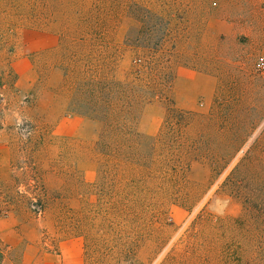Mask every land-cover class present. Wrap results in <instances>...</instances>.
<instances>
[{
	"label": "rangeland",
	"instance_id": "rangeland-1",
	"mask_svg": "<svg viewBox=\"0 0 264 264\" xmlns=\"http://www.w3.org/2000/svg\"><path fill=\"white\" fill-rule=\"evenodd\" d=\"M91 79L155 94L141 164L87 115ZM171 107L196 144L172 178L151 163L178 156L159 140ZM42 252L264 264V0H0V264Z\"/></svg>",
	"mask_w": 264,
	"mask_h": 264
},
{
	"label": "trees",
	"instance_id": "trees-1",
	"mask_svg": "<svg viewBox=\"0 0 264 264\" xmlns=\"http://www.w3.org/2000/svg\"><path fill=\"white\" fill-rule=\"evenodd\" d=\"M136 5V4H135ZM137 7L143 11V18L140 20L141 27L147 25V17L151 13L147 9ZM98 22H91L86 25L89 31H99ZM82 89V103L87 109V115L96 120L102 129V133L106 140H113L120 151L125 147H131L134 150L132 159L137 163H142L139 150L145 140L148 138L140 132L139 121L144 109L151 102L154 93L148 88L132 81H111V80H95L91 79L84 83ZM191 116L186 112L180 111L174 107L168 109V115L162 128L159 140L162 141L163 149H172L177 146L178 156L172 158H164L158 166L156 161L152 163V175L157 173L164 177L180 175L187 168L184 160H187L196 149V144H186L182 138H173L172 133H185L190 126ZM177 122V125H175ZM110 135L113 138H110ZM111 139V140H110ZM151 139V138H150ZM153 148L156 149L155 141ZM152 141V142H153ZM105 145L109 147L107 141ZM176 150V149H175ZM167 168L173 171L171 174ZM172 178V177H171Z\"/></svg>",
	"mask_w": 264,
	"mask_h": 264
},
{
	"label": "crops",
	"instance_id": "crops-1",
	"mask_svg": "<svg viewBox=\"0 0 264 264\" xmlns=\"http://www.w3.org/2000/svg\"><path fill=\"white\" fill-rule=\"evenodd\" d=\"M34 264H68L62 254L57 252H42L34 256Z\"/></svg>",
	"mask_w": 264,
	"mask_h": 264
}]
</instances>
